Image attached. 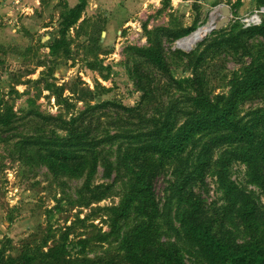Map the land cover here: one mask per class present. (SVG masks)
<instances>
[{
	"label": "rangeland",
	"instance_id": "rangeland-1",
	"mask_svg": "<svg viewBox=\"0 0 264 264\" xmlns=\"http://www.w3.org/2000/svg\"><path fill=\"white\" fill-rule=\"evenodd\" d=\"M39 2L30 16L37 20L42 12L45 18L37 21L33 34L22 30L17 37L11 25L0 34V113H13L8 125L0 124L4 255L17 257L26 243L41 244L42 239L47 240L45 249L63 241L71 257L121 251L139 221L150 231L149 220L141 216L149 209L137 208L142 206V197L134 191L141 186L137 176L152 184L158 210L152 232L165 248L178 252L183 264H204L175 233L193 201L202 210L199 221L229 245L264 244V168L260 181H253L247 164L229 154L232 147L227 145L214 147L204 157L190 144L181 155L161 161L140 150L153 118L175 108L191 110L184 100L191 93L186 80L198 78L210 98L227 94L231 82L243 78L264 54V38L257 35L206 49L213 39L247 29L238 18L259 7L257 0H86L85 10L70 27L62 0L60 8L52 10L39 9L43 0ZM221 6L230 9L229 22L185 49L180 41L212 15L219 17ZM46 26L51 29L43 30ZM0 27H5L3 22ZM191 28L194 31L184 37L174 36ZM146 53H158L165 71ZM177 82L187 90L179 91ZM46 84L54 88L47 90ZM88 91L92 98L80 101L81 93ZM105 102L112 104L86 109ZM259 110H264V86L239 103L237 117L247 121ZM179 115L177 125L185 118ZM57 117L76 122L64 127ZM200 137L206 141L209 136ZM62 139L89 142L74 147L83 156L80 170L57 168L55 173L47 164L50 142ZM154 165L152 173L149 167ZM99 184L109 186L105 199L88 207L76 203ZM116 214L121 218L115 220ZM104 234L106 241H99Z\"/></svg>",
	"mask_w": 264,
	"mask_h": 264
},
{
	"label": "trees",
	"instance_id": "trees-1",
	"mask_svg": "<svg viewBox=\"0 0 264 264\" xmlns=\"http://www.w3.org/2000/svg\"><path fill=\"white\" fill-rule=\"evenodd\" d=\"M259 6H264V0H257ZM86 0H78V3L69 9L68 18L65 21L68 27L75 24L80 15L85 10ZM67 7V6H66ZM194 29H188L175 37H184L190 34ZM257 35L264 38V20L258 27L247 28L244 31L235 32L233 35L222 36L221 40L213 39L207 45L206 49L218 48L223 44H239L244 36ZM226 37V38H225ZM151 63L159 70L165 71L164 62L158 53H146ZM191 93L184 98L190 105L189 111L180 112L181 108H175L167 111L162 118H153L150 122L153 129L149 133H144L146 137L140 148L142 154L159 156L158 161L163 159L170 160L177 155H181L186 147L197 146L200 148V154L208 157L214 147L227 145L231 148L229 154L245 162L250 169L253 181H260V172L264 168V110L254 111L247 121H242L237 117V107L239 103L248 97L256 95L264 86V54L258 55L257 59L249 66L246 74L241 79H234L231 88L227 94L215 95L210 98L201 81L196 78L186 80ZM176 88L187 90L182 82L175 83ZM47 90L54 87L50 84ZM55 97L61 94L52 91ZM259 95V94H258ZM91 93L82 92L80 101L91 97ZM110 102L89 106V111H95ZM115 105V104H114ZM121 107V106H118ZM179 113L185 116L183 122L177 125ZM83 114H80L79 119ZM13 117L10 109L0 113V124L8 125L9 119ZM64 127H71L76 122V118L71 117L69 121L57 117ZM262 129V131H261ZM209 136L206 141L200 136ZM137 139L138 138H133ZM50 152L48 154L47 164L51 165L53 172L70 171L71 168L80 170L83 163V156L78 155L74 147H84L89 142L82 140L79 144L61 140L60 142H50ZM90 146L94 145L91 144ZM226 146V147H227ZM139 152V151H138ZM178 159V158H177ZM71 163V164H70ZM147 169H143L147 172ZM156 165L150 166L149 170L153 173ZM150 172V173H151ZM137 176V175H136ZM139 178L136 191L137 195L142 197V206L139 210L149 209L148 212H141V216L146 217L149 221L147 228L150 231L141 228V221L133 228L132 233L123 240L121 251L116 253L106 252L102 255H96L92 258L86 255L71 257L66 249V244L59 241L47 249V240L41 244L26 243L22 252L17 257L5 256L4 250H0V264H183V259L176 250L165 248L159 241L156 231L152 232L154 218L157 217L158 210L151 193V183H144V179ZM137 184V185H138ZM185 184H182V189ZM109 192V186L104 184L96 185L88 189V196L79 198L78 205L88 207L93 202H100L105 199ZM201 207L192 202L188 213L180 219L181 230L175 231L176 236L188 247L195 249L199 259L204 264H264V244L255 242L246 246L234 244L222 240L212 234L210 228L199 221L201 218ZM118 212V211H117ZM116 212V213H117ZM121 218L118 214L114 219ZM170 228H173L170 225ZM107 235L99 236V241H106Z\"/></svg>",
	"mask_w": 264,
	"mask_h": 264
},
{
	"label": "crops",
	"instance_id": "crops-1",
	"mask_svg": "<svg viewBox=\"0 0 264 264\" xmlns=\"http://www.w3.org/2000/svg\"><path fill=\"white\" fill-rule=\"evenodd\" d=\"M61 0H43V6L39 9L44 10H52L54 7H59V3ZM64 4L67 6L68 9L73 8L77 3L78 0H62ZM40 4L39 0H25L24 6L27 7L26 12L28 14L24 15L25 18H22L20 21H17L19 19V16L11 10V5L8 3H1L0 2V23L3 22V25L5 27H0V34L6 33V31L9 29L8 25L14 27L15 29L12 30L13 35L19 37V34H22V32H25V35L27 33L33 34L34 28L37 26V21L43 20L42 18H45L44 14L41 12V17L36 16H30L33 13V9H38V5ZM29 16V17H28ZM27 17V18H26ZM51 29L50 27L47 28L44 27L43 30ZM23 30V31H22Z\"/></svg>",
	"mask_w": 264,
	"mask_h": 264
},
{
	"label": "built area",
	"instance_id": "built-area-1",
	"mask_svg": "<svg viewBox=\"0 0 264 264\" xmlns=\"http://www.w3.org/2000/svg\"><path fill=\"white\" fill-rule=\"evenodd\" d=\"M1 3H8L11 5V10L18 15H26L27 7L24 6L25 0H0ZM239 22L244 28L258 27L261 25L264 20V6H259L251 11L249 14H246L238 18Z\"/></svg>",
	"mask_w": 264,
	"mask_h": 264
},
{
	"label": "bare ground",
	"instance_id": "bare-ground-1",
	"mask_svg": "<svg viewBox=\"0 0 264 264\" xmlns=\"http://www.w3.org/2000/svg\"><path fill=\"white\" fill-rule=\"evenodd\" d=\"M217 15V14H216ZM216 15H212L210 18V21L203 26L202 28L198 29L194 33H192L187 38H184L180 41V44L187 50H189L192 46H194L197 42L202 40L209 32H211V29L216 24Z\"/></svg>",
	"mask_w": 264,
	"mask_h": 264
},
{
	"label": "water",
	"instance_id": "water-1",
	"mask_svg": "<svg viewBox=\"0 0 264 264\" xmlns=\"http://www.w3.org/2000/svg\"><path fill=\"white\" fill-rule=\"evenodd\" d=\"M220 16L216 18V24L211 29L212 31H218L222 29L228 22L231 17L230 9L227 6H221L219 7Z\"/></svg>",
	"mask_w": 264,
	"mask_h": 264
}]
</instances>
